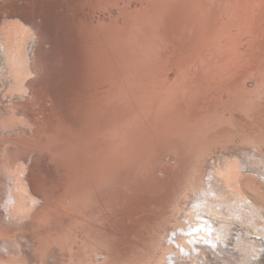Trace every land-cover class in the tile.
Masks as SVG:
<instances>
[{
  "label": "rangeland",
  "instance_id": "rangeland-1",
  "mask_svg": "<svg viewBox=\"0 0 264 264\" xmlns=\"http://www.w3.org/2000/svg\"><path fill=\"white\" fill-rule=\"evenodd\" d=\"M0 42V264L151 257L146 214L160 198L168 220L182 192L178 172L159 181L176 152L188 183L249 136L264 147V0H0ZM84 213L96 234L78 251Z\"/></svg>",
  "mask_w": 264,
  "mask_h": 264
},
{
  "label": "bare ground",
  "instance_id": "bare-ground-1",
  "mask_svg": "<svg viewBox=\"0 0 264 264\" xmlns=\"http://www.w3.org/2000/svg\"><path fill=\"white\" fill-rule=\"evenodd\" d=\"M4 46L5 45L2 42H0V67H1V62H3L2 60L4 58V53H5L4 49L5 48L7 49V47H4ZM7 51L8 50H6V52ZM2 65H4V64H2ZM128 129H129V127H128ZM97 133H100V132L97 131ZM238 134H240V133H238ZM100 136H101V134L100 135L98 134V137H100ZM247 137H248V135H247ZM247 137H246V140H247ZM248 139H249L248 142L250 143L249 146L248 145L236 146L239 143H237V144L235 143L236 145L235 144L233 145V143L231 142L232 143L231 145L234 146L233 147L234 152L236 154H238L237 159H235V157H236V155H235V157H233L234 159H232L230 157L232 160L229 159L230 160L229 161L223 155V158L221 159L222 163L220 164L218 162L220 159L217 161L220 164V166H219V164H218V166L216 164H213V165L217 166L216 170L213 168V171L211 170L212 173H211V171L210 172L209 171L204 172L203 174L200 172L203 176L199 175V179H195L193 177L194 180L191 179V180H189L188 183H186V180H188V178L190 177V173L187 174V171H186L184 173H186L187 175L184 176L183 172H181V169L185 164L182 157L185 158V156H183V152H176L174 154L175 155V160L173 161L174 163L169 168L165 167V166L162 168L163 179L162 180L159 179V181H164L173 172H178V173H180L179 175H183L179 179H178L179 175H177V179L173 182L175 189H181L182 190L181 195L178 198V202H176V206L174 207V209L171 210L169 217H168V220H162L163 219L162 217L165 216L164 215L165 213L163 210L165 208H163L162 210H156L157 209L156 205L158 206L160 203H162L160 201V198H158L156 200L155 205H154L155 209L150 210L148 212V214H146L148 216H147V218L145 220V224H144V227H145L144 232L146 233L148 231L147 233L154 234V238L152 239V242H150V240H148V238H149L148 236L147 237H146V235L143 236V237H146L147 240L151 244H153L152 252H154V253L151 255V257L148 255L149 257H146V258H143L142 257L143 254H142V256L140 255L141 257H139V258H135L134 260L127 261L126 264H264V205L257 202L255 199H253L251 196H249V194H247L246 191H244L243 183L240 179V175L242 176L243 174H249V173H246L248 170H252V171L255 170L259 173V176L261 178L262 177L264 178V147H261V145L259 143L255 142L254 137H253L254 140L251 139L250 136L248 137ZM177 140H178V138H177ZM178 141H180V139ZM225 141H223V143ZM172 142H174V141H172ZM248 142H247V144H248ZM177 143H179V142H177ZM223 143L221 145L230 144L229 141L226 142L225 144H223ZM100 144H101V141H100ZM200 145L203 146V143ZM105 146H107V145H105ZM172 146H173V143H172ZM201 146H200V148H201ZM206 146L207 145L204 143L203 147L205 148ZM161 147H163V146H161ZM233 148H231V149H233ZM239 149H241V151ZM132 150H134V149H131V151ZM207 150L210 152L211 148H210V150L209 149H207ZM162 151H163V149H162ZM204 152H207V151H204ZM122 154H123V152H122ZM200 157H202V156H200ZM102 159H100V160H102ZM107 160H110V159H107ZM134 161H136V160H134ZM213 161H214V159H213ZM215 163H216V161H215ZM108 164H109V162H108ZM156 164H158V163H156ZM210 164H212V162ZM255 164H256V166H255ZM159 168H161V167H159ZM194 168H196V167H194ZM197 168H198V166H197ZM190 169H192V168H190ZM202 170H200V171H202ZM196 172H199V171H196ZM96 176H97V174H96ZM96 179H93V180L96 181ZM91 185L92 184H90V186ZM162 185H160V186L162 187ZM94 186H95V184H94ZM96 186H98V184H96ZM179 187H181V188H179ZM94 189H96V188H94ZM175 189H172V191ZM98 190H99V188L97 189V191ZM113 190H115V189H113ZM119 190H120V192L122 191V189H119ZM112 191H110V192H112ZM120 192L118 193V195H120ZM157 195H158V193H157ZM181 196L184 197V199L181 198V199H183V201L180 202ZM8 198L9 199L7 202L9 203V205L13 204L12 203L13 200H12V202L10 201L11 199H10L9 194H8ZM107 198H108V195H107L106 199ZM165 202H167V201L164 200V204L166 205L168 202L167 203H165ZM15 204H16V202H15ZM129 205H130V201L127 204V206H129ZM24 206H25V204H24ZM131 206H132V204H131ZM151 207H152V205H151ZM132 208H134V207H132ZM142 210L144 211L143 208H142ZM166 210H167V208H166ZM139 212L141 213L140 210H139ZM45 213H46V211H45ZM90 214H88V213L85 214V216L87 215L86 219H88L90 217L88 221L87 220L82 221L80 219L78 221V222H81L80 223V229L85 230V232L87 233V237H81V235L78 234L79 239H80V240L78 239V241L80 242L79 243L80 245L78 247L79 248L78 251H82L83 249L85 251V245L87 243L86 241L87 240L90 241L91 239H94L95 234H96L95 221L97 219L96 220L94 219V216H93L94 213H92L91 215ZM46 215H48V214H46ZM52 215H55V214L52 213ZM134 215H136V214H134ZM71 219H74V218H71ZM71 219H70V221H71ZM42 221L43 220H41V222ZM76 221H77V219H76ZM167 221H169L168 222L169 226H172L170 232L168 231L169 232L168 235H167V231H166V229L168 228L167 224H166ZM41 222H40V224H41ZM75 223L71 224V225H75ZM65 225H67V224L65 223ZM68 225H70V224H68ZM50 227L53 228L52 224ZM152 227H154V229ZM107 228H108V226H107ZM36 229H38V228H36ZM109 229H107V230L109 231ZM160 229H161V231H160ZM62 232H64V230H62ZM136 232H137V230H136ZM140 232H142V231H139V233ZM48 233H50V232H48ZM48 233H47V235H49ZM113 234L109 233L108 235L112 236ZM133 234H131V235H133ZM32 235L33 234L31 233V236ZM141 235H142V233H141ZM165 235H167V236L165 237ZM39 236H41V235H39ZM67 236H70L69 233L67 234ZM137 236H139V235H137ZM46 237H48V236H46ZM68 238L70 240H68L66 243H63V244L65 246H70V248L73 249V245L71 246L70 244H73L75 241H73L70 237H68ZM112 238H115V236ZM112 238H110V240ZM66 239H63V241L65 242ZM74 239L76 240V238H74ZM138 240H140V238ZM4 242H6V241H4ZM106 243H108V242H106ZM8 244H10V242ZM109 245H110V243H109ZM1 246H3V245H1ZM20 246H19V248H20ZM65 246H64V248H66ZM113 246L115 247V243ZM62 247H63V245H62ZM92 247H94V246H92ZM154 247H158V249H156V248L154 249ZM10 248H13V247L10 246ZM110 248H112V247H110ZM1 249L3 250V248H1ZM13 250H14V248H13ZM148 250H149V247L147 249V252H148ZM3 252L5 253V251H3ZM40 252H43V251H40ZM13 253H12V255H13ZM78 253H80V252H78ZM21 255H23V254H21ZM81 255L82 256L84 255L83 252L80 253V256ZM23 257H24V255H23ZM3 259H4V257H3ZM22 259H24V258H22ZM90 261H91V263L93 262V264H110L111 263V261H109V259L107 262L106 261L104 262L101 260L99 262H95L94 260H90ZM40 262H42V261H40ZM70 263H71V261L69 262V264ZM81 263H83L82 257H80V259L77 262H74V264H81Z\"/></svg>",
  "mask_w": 264,
  "mask_h": 264
}]
</instances>
